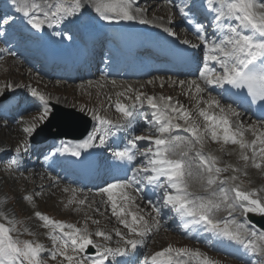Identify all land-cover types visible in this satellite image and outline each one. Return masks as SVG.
Listing matches in <instances>:
<instances>
[{
  "label": "snow or ice",
  "instance_id": "1",
  "mask_svg": "<svg viewBox=\"0 0 264 264\" xmlns=\"http://www.w3.org/2000/svg\"><path fill=\"white\" fill-rule=\"evenodd\" d=\"M11 2L15 12L22 14L27 24L39 30H43L45 26L52 27L54 23H60L67 17L77 16L84 7V0H70L67 3L59 0L56 4H44L41 0H11ZM133 3L134 0H94L92 7L100 18L107 21L150 23L147 19L138 18L137 12L143 10L134 8ZM209 4H212V0H209ZM212 10L217 12L215 19L218 26L228 19H234L238 21V24L236 26L227 25L225 37L219 43L211 45V50L217 54L208 59L217 62L222 72L217 74L215 68H209L205 64V72L201 73L205 76V83L215 84L221 88L228 85L231 89L244 91L251 97L252 102L264 103V0H219L218 5ZM14 20L15 17L7 14L0 16V27L9 25ZM197 28L202 30L203 25H197ZM163 30L174 35L167 27ZM68 38L71 39V37ZM179 83L184 84L185 82L180 81ZM191 83L195 85L197 93L204 91L195 81ZM31 95L44 103L43 111L37 120L39 122L47 120L52 114L47 106L48 97L36 89H32ZM143 95V93L138 94L136 100H140ZM145 99L152 109L158 110L153 112L154 134L134 137L129 141L130 146L115 151L113 156L127 163L136 161L138 156L148 158L147 166L135 169L133 181L141 171L147 174L144 179L149 184H156L157 187L164 189L165 184L161 182V178L167 181L168 188L172 191L166 189L162 200L157 204H153L152 201L148 203L157 213L160 212L161 207L171 206L181 217H190L189 223L202 224L205 231L237 243L253 253L264 255V233L258 234L252 229L250 223L217 218L215 215L223 205L228 210L239 208L245 214H258L264 217V198L257 190H243L239 184L231 188L221 187L218 192L212 190L207 196L192 191V181L197 179L201 181V188L204 192H208L212 185L220 180L219 174L227 169L216 166L217 157L211 153H203V137L200 135L199 127L195 124L184 128V131L191 133L194 140L172 134L174 130L182 128L181 123L174 121L182 119L185 124H188L192 119V114L179 105L178 101L176 105H173L170 96L159 98L146 96ZM213 106L219 109V117L205 109H201L199 113L208 122L205 131L210 132L211 139L217 143L222 140L225 144L239 145L242 150V160L251 162L257 169L264 167V132L257 135L254 126L245 128L242 123L238 127L234 126L229 116L239 117L240 113L235 108L229 106L226 111L220 106V101L215 98L208 103V108H213ZM116 107L125 118L133 117L135 105L118 103ZM93 118L101 125L112 124L111 120L95 113ZM24 131L31 135L36 131V124L25 127ZM246 131H252L255 139L247 141ZM95 140V135L90 134L88 139L76 148H65L64 151H70L73 156L79 157L81 149L105 144L103 137L99 139L98 145ZM142 140L152 141L155 149H139L137 141ZM197 144L200 145L199 148H196ZM248 149H251V155L247 154ZM193 151L194 155L190 156L189 154ZM12 163L18 164V161L14 159ZM234 171H239V169H234ZM227 179L235 181L238 177L232 176ZM131 185L132 181L116 180L99 189L100 194H106L113 216L130 233V235H125L116 230V235L120 237L116 247L96 245L93 235L106 241H111L112 237L99 228L95 233L90 232L87 220L83 227H79L54 220L39 211L35 212V216L43 222V226L49 229L51 240L55 244V250L51 251V258L56 259L60 256L67 264H84L81 254L85 253L89 246H93L98 247L100 251L98 258L92 259L91 264H106V262L112 264L109 257L129 256L141 246L144 243V237L152 231V226L143 215L139 214L138 210L132 209V198L126 194V190ZM65 191H75V189L65 188ZM25 199L32 200L33 197L27 196ZM75 202L69 201L70 204ZM78 203L84 204L85 201L80 200ZM229 214L231 215V211ZM92 223L99 225L100 222L92 220ZM14 224V220H9L8 224L0 223V264H45L41 256L46 251L45 246L39 242L22 241L18 236L14 237L12 235L16 231ZM187 226L186 224L185 227ZM57 232L60 235H57ZM148 261L150 264H216L199 249L174 248L171 245L146 258V264Z\"/></svg>",
  "mask_w": 264,
  "mask_h": 264
},
{
  "label": "rangeland",
  "instance_id": "2",
  "mask_svg": "<svg viewBox=\"0 0 264 264\" xmlns=\"http://www.w3.org/2000/svg\"><path fill=\"white\" fill-rule=\"evenodd\" d=\"M146 2L147 5L143 8L148 11L152 12V10H154L156 13H160L159 11H162L161 13L164 15L168 13L171 14L172 9L165 4V0H146ZM153 3L154 5L152 7L151 4ZM6 12L7 10L0 14L2 16L7 14L14 17L11 12ZM15 20L13 22L14 24ZM9 30L11 31L10 33H12L14 28L10 29L7 26L6 31ZM28 46L32 47V44ZM9 63L11 64L10 61ZM25 63L26 61H24V64ZM16 64L20 66V69L24 70L22 74H24L23 81L25 82V90L27 92L32 91L33 86L30 85L31 79L29 78V74H34V71L31 70L32 68L28 69L23 63ZM14 66L16 67L17 65H12V67ZM33 66L31 65V67ZM8 69L9 64L8 66L3 67L0 65V83H4L5 80L9 79ZM36 74L35 80L41 82V86L44 88L46 93V90H48L51 92H57L61 95L71 96L70 106L76 105L74 107L78 109L87 108L89 106L93 108L103 107L104 105L106 106L108 101H113V98H110L112 96V93H110L113 87L112 84L101 81L99 83H92L89 85L71 83L63 80V82L59 81L62 83L57 85L56 82L58 80L46 77L44 78L45 75L42 73ZM160 79L165 82L171 81L172 77L163 76ZM94 80H96V78ZM168 83L169 84L167 85L160 84L157 88H159L160 91H167L174 95L182 94V96L185 95L186 97H192L193 100L191 101V105L195 108L200 107L203 104V100H205L204 96L202 97L191 91L182 92L179 87L174 88L172 86V82ZM95 86L97 89H95ZM102 89L105 91V95L101 94ZM155 90L156 88L151 89V91ZM94 91L97 92V94L93 96ZM5 95H7V93L0 92V98ZM207 96L209 95L207 94ZM33 111L35 110L32 109L27 112L26 115L32 113ZM33 114L34 113L26 117H30ZM8 124L12 125L11 120L0 119V143H7V148H12L13 150L23 148V144L26 143V139L28 137V133L26 134L24 131V127L28 126L27 119L24 118V120L20 121L14 128H9ZM251 124H256L254 125L255 128H260V126L261 128L264 127V122L253 121ZM261 132H264V130L257 131L256 134L259 135ZM151 147L152 145L147 143L142 149L146 150ZM208 147L210 153L218 158L216 166L222 169H227V171H222L219 174L220 180H218L216 184L212 185L209 189L210 192L212 190H216L218 192V189L221 187L231 188L234 185L239 184L243 190H257L259 195L264 198V167L261 169H252L250 162H246L241 159L242 150L239 148V145L225 144L224 147L223 143H219L218 145L208 143ZM247 154L251 155L249 149L247 150ZM234 169H239V171H234ZM19 172L20 171L12 170L5 160H0V190L7 198L6 202L12 206L13 210L15 209L14 227L16 231H14L12 235L14 237L18 236L22 241L31 240L43 244L46 251H44L41 256L45 264H67V262L60 256H57L56 259L51 258V251L55 250V244L51 240L50 233L44 234L45 230L42 231L39 229L41 227L40 225L38 228H35L37 232L36 235L33 227H35L36 222L39 221L38 217L35 216L37 209H41V211L48 213L55 219H60L79 227H83L85 220H87L88 229L92 230V233H95L97 227H103L107 233L111 235L112 239L111 241H106L99 236L93 235V240L96 245L117 246V241L120 240V237L116 235L115 230L118 229H120L123 234L130 235L129 230L126 229L115 216H113L110 204L107 201H104L107 199L102 195H98L99 193H87L88 191L82 190L65 191V188L74 189V187L62 183L48 184L50 181L45 180L44 178H39V180L34 179L33 177L36 174L30 173L31 171L22 173ZM37 175L40 177L39 174ZM232 176H236L238 179L235 181L227 179ZM51 177L53 176L48 177V179ZM221 181H224V183H221ZM161 182L164 183V180L161 179ZM195 186H197V188H201V181L196 179ZM154 189L158 190L159 194L164 193L160 187L156 186ZM132 193L135 196V199L131 197L132 201L135 200L136 202L135 205L132 203V209H139V211H142L146 219L149 221V224L152 226V231L149 233L150 237L148 236L144 247V256H140V259L146 260V258L150 257L155 252H158L169 245H174L179 248L188 246L191 247V249H199L207 256H211L215 260L216 264H264V255L253 253L249 249H246L247 251H245L243 248L240 249L239 253H228V250L233 252L236 251V249H233L236 246L233 243H229L228 245L223 244L222 246L227 248L220 250L219 245L221 244H216V241L212 238L209 232L205 230L200 231L198 228L194 229L191 224H188V229L185 230V228H183V222L178 223L179 217L175 215L176 212L171 208V206L161 207L160 212L157 213L153 207L149 206L148 200H141L138 190L133 191ZM145 193L146 192H144L143 195ZM27 196H32L33 199H25ZM138 199H140V202ZM80 200H84L85 203H78ZM69 201L76 202L70 204ZM96 209H99V211H96ZM230 211L235 214V220L246 224L250 223L251 225V222L248 220L246 214L239 208H236L235 210H228L222 205L217 213V216L220 217L223 214L230 215ZM92 220H98L100 222L99 225L92 223ZM0 223H9V220L3 214L2 209H0ZM251 227L252 229H255L256 226L251 225ZM196 236H199L201 239ZM81 255L84 259V264H91V259L87 258L84 254Z\"/></svg>",
  "mask_w": 264,
  "mask_h": 264
},
{
  "label": "bare ground",
  "instance_id": "3",
  "mask_svg": "<svg viewBox=\"0 0 264 264\" xmlns=\"http://www.w3.org/2000/svg\"><path fill=\"white\" fill-rule=\"evenodd\" d=\"M3 1H5V4L6 5H13L12 2H11V0H3ZM53 1H54V3H57V0H46L43 3L44 4H48V3H52ZM143 1L144 0H142V2ZM92 2H94V0H84V7L81 10V13L79 14V18L78 19H80L82 21V25H84V27L95 28V29H104V30H106V28L112 27L113 25H115V24L118 23V21H115V20H113V21H107V20H104V19L100 18L99 15L94 11V8L92 7ZM202 4L204 6V4L205 5H208L209 3L207 1H204ZM152 5H154V3ZM213 6H217V3H214ZM89 13H92V15L91 16H88ZM137 16H138V18H144V19L149 20L150 23H147V25L149 27H151L152 29H154V30H160V29L163 30L165 27H167V28H169L171 30L172 33H174L172 26H175V25L171 23V19L170 18L164 17L163 14L155 13L154 10H152V12H151V11H146L144 9L143 11L137 12ZM20 17H21L22 25L25 26V30L26 31L29 30L31 28V25L27 24L26 19L23 18L22 14H20ZM69 21H70V18L67 17L63 21H61L60 23L63 25V24L68 23ZM237 24H238V21H234L233 22V26H236ZM49 28H50L51 31L54 32V37L56 39L63 40L64 36H63L62 33L56 32L53 29V26L52 27H49ZM36 31H38V29H36ZM99 31H102V30H99ZM168 35H169L170 38L176 37L175 33H174V35L168 33ZM205 37H216V35L213 32L205 31V34L204 35H201V37H200L201 40H198L196 43H194V46L195 47H200V48H207L208 51H209V55H211V56L212 55H216L217 53H215V52H213L211 50V46L209 47L204 42V38ZM139 39H141V38H139ZM150 39H151L152 42H155V43L156 42H160V39L157 38L155 34ZM178 39L180 41H183V42L185 41L183 38H178ZM220 39H221V37H219L217 40H220ZM22 44L23 43H21V45ZM0 47H2L1 44H0ZM10 55L11 56H9V58L8 57H3V58L0 59V65L2 67L3 66H8V64H9V69H8L9 70V79L8 80H5L4 83H0V92H6V93H9L10 94V97H9L10 99L7 101L6 104H3L2 106H0V110H1V108H8L10 105H14V103L16 102L17 97L19 96L18 94L20 92V89L25 84V82L23 81L24 74H22V72L24 70L23 69H20L19 68L20 66L18 64H16V63H19L20 60H16L15 59V53L11 52ZM11 59H12V61H11ZM204 59L205 60L202 62L203 67L201 69V73L202 72H205V64H207L209 68H215L217 74H219V73L222 72V69L220 68V66H219V64L217 62L208 59V57H206V56L204 57ZM9 61L11 62V64L9 63ZM12 65H17V66L16 67L15 66L12 67ZM201 73H200V76H198L199 83L201 85H205L207 87V90H209V91L216 90L219 87V86H217L215 84H214L215 87L213 86V84L211 86L210 85H206V83L204 82V77L205 76H202ZM31 74H29L30 75L29 78L31 79L30 80V84H33L34 87H35V89L37 91H39L42 94L46 95V97H48V100L49 101H51V102H59V103L65 104V105H70L71 104V96L61 95V94H59L57 92H51V91H48V90H46L47 91V93H46L45 90H44V88L41 86V82L35 80V76L37 74L36 73L35 74H32V75ZM46 76H47V73H46ZM107 76H108L107 73H103L102 76H101V78H100V80H96L94 82L93 81H90L89 84L91 85L92 83H99L101 81L102 82H106L108 84H112L108 80V78H106ZM192 81H193V79H188V80L185 81V83L183 85L186 86L187 89H189V86H193V85H191L192 84L191 83ZM56 83H57V85H59V83H62V82L57 81ZM179 84H180L179 82L176 83V85H179ZM152 87H156V85L153 86V84L148 83V82H146V83H139V84L136 85V90H138V94H140V93H143L144 94L143 95V99L145 101H147L145 99L146 96H155L157 98H159L161 96H164V97H169L170 96V97H172V103H173V105H176V102L178 101L179 102V105H182L183 106V101L184 100H182L181 97H177L176 95L170 94V93L167 94L166 91H164V92H162V91H156V92L150 93V94H148V92H143L142 91L145 88L151 89ZM95 89H97L96 86H95ZM129 89H131V88L128 87L127 85H124V84H116V85H114L112 87V91L110 93H112V95L114 93H116V92L117 93H124V96L122 97V98H124V101H120L121 98H117L114 102L109 103L110 104L109 105V108L107 106H105V107L103 106L102 107V110L103 111H100L99 110L100 108L99 109H95V108H91V107L87 108L88 109L87 113H89V114L95 113L96 115H99L101 117H104V118L112 121V124H110V125H108V124L101 125L98 122V124H97L98 126L96 128H94L92 130V132L90 133V134H94L95 135V137H96L95 143L97 145L99 144V139L101 137L105 138V144L103 146L93 147L94 149L99 150V149L103 148L104 146L109 145L111 142L118 143V142L121 141V137L118 134H116L115 131H116L117 128H121L124 125V121L120 118L119 111H117V107L116 106H117L118 103H122V104H125V105H138L139 104V102L134 101L132 97L130 98V95L132 94V91L129 90ZM192 90L193 91L195 90V86L192 87ZM211 92L212 93H215L213 91H211ZM95 94H97V92L94 91L93 96ZM101 94L102 95H105V91L103 89L101 90ZM29 96H30L31 99L34 98L35 100H38L36 97H33L31 94H29ZM216 97H220L221 98V96H218V94H216ZM49 101H47V103H49ZM28 105L29 104L26 103V106H27L26 109L28 108ZM35 105H38V107H35V108H37V111L36 112H32L34 114L31 115L30 117H26V116H28V115H30L32 113H30L28 115H25L23 117V118L27 119L28 126H30L33 123H35L36 126H37V125H39L41 123V122H39L37 120V118H38V116L43 111L44 103L41 102V101L40 102L38 101V103L35 104ZM30 106H33V105H30ZM47 106L50 108V106L48 104H47ZM110 108L111 109H114V111L110 110ZM183 108L186 109L184 106H183ZM205 110H208L209 113H214L217 117L220 116L219 109L218 108H215V106H213V108H208V105H207L205 107ZM225 110L227 111V109H225ZM157 111L158 110H155L153 112H157ZM173 115H175V114H173ZM0 116H2V115H0ZM240 116L239 117L229 116V119L233 123L234 126H240L241 123L243 124V126L245 128H248L250 126H254L253 124L246 125L245 123H243ZM2 117H5V116H2ZM183 125L184 126H182V128H181L182 131H184V128H187V127H189L192 124H190V125L183 124ZM258 130L262 131V130H264V127L263 128H259L258 127ZM247 132L249 133L248 140L250 142V141L253 140V136L254 135H253V132L252 131H247ZM88 137L86 139H84V140H87ZM108 137L110 138V140L108 139ZM82 142L83 141L75 142V141H69V140H68V142H63V140L61 138L55 140L53 142V143H55V147L49 149L48 155L43 160L44 163L45 164H48L53 169H54V166L57 163H64V164H66V161L64 160V158L61 157V154H64L65 153V151H64L65 147H77ZM6 144L5 143H3V144L0 143V150L7 149V145ZM44 149H45V147H44ZM102 153H103L105 159L109 158V155H107V153H104V152H102ZM189 155L191 156V153ZM250 166H251L252 169H256L252 165L251 162H250ZM69 171L71 173L74 172V170L70 166H69ZM33 178L39 180L40 177H38V175L36 174V175H34ZM70 179H71V177H70ZM51 182H53V180ZM48 184H50V182H48ZM0 201H1V204H0L1 206L0 207L2 208V210L5 211L8 215L13 216L14 213H12V210H11L9 204L6 202L7 201V198L2 194L1 190H0ZM36 208H38V207H36ZM36 211L41 212L40 209H37ZM39 225L41 226L39 228L40 230H42V231L45 230L44 234H47L49 232V229L48 228H44L43 223L40 220L38 222H36L35 227H33L34 230H35V228H38ZM195 225H198V224H195ZM35 233L37 235L36 230H35ZM141 246H139V247L141 248ZM172 247H174V246H172ZM186 248H188V247H186ZM125 257L126 256H123V258H120V256H118V257H115L114 260L116 262H122L125 259ZM97 258H98V256L96 257V259ZM149 264H150V262H149Z\"/></svg>",
  "mask_w": 264,
  "mask_h": 264
},
{
  "label": "water",
  "instance_id": "4",
  "mask_svg": "<svg viewBox=\"0 0 264 264\" xmlns=\"http://www.w3.org/2000/svg\"><path fill=\"white\" fill-rule=\"evenodd\" d=\"M56 128L57 131L53 132ZM90 123L88 119L73 110H62L55 108L51 119L33 137L34 141L48 140L51 137L68 136L79 137L88 132ZM250 219L264 228V217L250 214Z\"/></svg>",
  "mask_w": 264,
  "mask_h": 264
}]
</instances>
